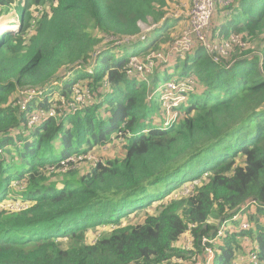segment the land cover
I'll list each match as a JSON object with an SVG mask.
<instances>
[{
	"label": "trees",
	"instance_id": "1",
	"mask_svg": "<svg viewBox=\"0 0 264 264\" xmlns=\"http://www.w3.org/2000/svg\"><path fill=\"white\" fill-rule=\"evenodd\" d=\"M167 1L0 0V31L19 19L17 31L0 33V264H194L218 228L211 218H231L251 199L259 205L243 214L252 227L228 230L213 264H233L247 239L264 264V0H231L230 14L210 29L212 41L237 34L247 47L234 45L216 62L199 43L176 59L179 77L194 74L197 84L166 128L151 94L167 66L149 82L131 78L122 71L131 55L118 49L126 45L106 38L138 35V22L151 17L164 33L134 54L168 47L175 8ZM108 52L121 55L113 61ZM106 79L112 92L101 104L63 108L34 127L13 106L18 87H44L48 96L33 106L50 108L61 96L71 102L78 82L102 94ZM121 130L119 149L113 144L102 162L77 159ZM195 180L193 193L182 194ZM9 200L28 207L1 206ZM187 232L192 249L180 245Z\"/></svg>",
	"mask_w": 264,
	"mask_h": 264
},
{
	"label": "built area",
	"instance_id": "2",
	"mask_svg": "<svg viewBox=\"0 0 264 264\" xmlns=\"http://www.w3.org/2000/svg\"><path fill=\"white\" fill-rule=\"evenodd\" d=\"M191 7L187 12H177L176 16H185V22L180 32L174 35L172 42L168 47L164 49L151 51L147 55L132 54L127 64L123 68V72L129 77L138 78L142 81H150V78L155 74L159 65L168 66L172 60L183 59L188 53H190L199 43L210 52L213 56V60L218 62L221 57L228 56L229 51L234 45L241 47H247L248 44L243 42L241 37L237 34H231L228 40L224 41H212L210 36V29L212 18L219 5L226 8L231 4V0H190ZM185 6V5H181ZM187 14V15H186ZM230 11L226 10L225 15H229ZM149 20V19H148ZM148 22V21H147ZM139 21L138 25L141 29L138 35H129L123 38L111 36L107 37L106 41L114 43L116 45L132 46L140 41L146 40L152 30H156L159 24L155 22ZM102 49L97 50L90 63L84 66L85 70L89 73H93V69L96 65L97 58ZM83 61L79 63L74 69H79ZM74 70L67 71V75L73 73ZM196 76L194 74L180 78L174 77L161 83L152 92L151 97L158 96L161 101L162 108L165 112V127H170L179 117L178 108L187 100L188 96L196 89ZM103 93L97 95L95 92L84 84L78 82L73 88V99L71 102H67L64 97L61 96V102L58 105H54L50 108L33 106L34 101H43L48 94L47 89L44 87L25 86L18 87L13 98V106L18 107L23 112H28V126L34 127L51 117H57L59 111L63 108H68L72 113H75L82 109L84 106H95L103 102V100L112 92V84L106 79L103 82ZM124 132L121 130L114 134L111 139L115 140L117 137L122 136ZM96 153H88L80 155L78 160H88L93 163L102 162L103 159H99ZM73 160V158L69 159ZM200 180H195L190 184H185L182 194H191L195 186ZM16 203L22 205H15ZM28 202L24 200H9L8 203H4L1 206L9 208L11 210H21L28 207ZM259 203L256 200H249L244 204L236 214L231 218L225 219L220 222L217 230L210 236L204 237L202 240V253H199L194 259V264H213L218 248L225 233L232 230L250 229L252 224L247 220L244 211L249 207H256ZM189 234H185V240L187 241L184 246L187 249L193 248V243L190 238L186 237ZM249 243V248L245 253L240 254L233 261V264H261L259 258V248L257 243Z\"/></svg>",
	"mask_w": 264,
	"mask_h": 264
},
{
	"label": "rangeland",
	"instance_id": "3",
	"mask_svg": "<svg viewBox=\"0 0 264 264\" xmlns=\"http://www.w3.org/2000/svg\"><path fill=\"white\" fill-rule=\"evenodd\" d=\"M189 1H182L183 3H186L187 5L183 6V9H181L180 11H183V12L185 11V12L188 13V10L191 7V2H189ZM173 14L174 13H171L170 15H173ZM225 18H226V15H225L224 7H222V5H219L217 7V10H216L213 18H212L211 27L215 26L216 24L223 23L224 20H225ZM18 21H19L18 16L17 15H14L13 18L11 19V21H10L11 22V25H9V26H7V25L1 26L2 27V31H0V33L4 32V31H17L18 28H19V26H18V24L16 25V23H18ZM149 22H155V20L153 18L149 17L148 22L147 23H144V24H149ZM163 33H164V30H161V29L160 30H157V31L152 30L146 40L140 41V42H138V43H136V44H134L132 46L119 47L118 49L121 50L123 53H125L127 56H130L133 53L140 52L144 47L147 46L148 43H150L153 40L159 38ZM120 55H121L120 52H116L115 54L114 53H110V52L107 53V56L111 57L113 61L117 60L116 58H118ZM175 62H176L175 60H172L169 63V65L167 66V71L164 72L163 75H162L161 83H164L167 79L174 78V77H178L182 73V71H183L182 66H179L178 68H176ZM98 66H99V68L102 67V60H101V58L98 61ZM62 78H64V77H61V79H59L58 81H54L55 90H56V93L55 94H57V95H58V93L60 92V90L62 88V86H61V84H62ZM155 97H157V96H155ZM122 137H123V135L117 137L115 140H110L108 143L103 144L102 146H100L96 151L88 152V153H96L97 154L96 156L99 159H103L104 160V158L100 155L101 152L102 151H106L107 153L103 154L106 157L109 156L112 152H116L115 150H111L110 148L114 144L119 149V143L121 142ZM88 153H86V154H88ZM81 163H84V162H81ZM81 163H77V166H79ZM81 165H83V164H81ZM159 187L161 189V192L159 193L158 196L160 197V196L163 195L162 193L164 192L165 187H164V184L163 183H162V185H159ZM17 194H14L13 193V197L14 196L15 197H18ZM17 204L18 203H16L15 205H17ZM18 205H22V204H18ZM138 211L142 212V209H139ZM132 220H134L135 222H137V221L140 220V218L133 217ZM210 222L212 224H216V225H218L220 223L214 217L211 218ZM110 229H111V226L108 227L107 230L106 229H103L101 235L106 234ZM186 237L190 238L189 237V234H187ZM90 238L92 239V238H94V236L93 237L90 236ZM184 238H185V235L183 236V238H182V240L180 242V245H182V244L184 245L187 242Z\"/></svg>",
	"mask_w": 264,
	"mask_h": 264
},
{
	"label": "crops",
	"instance_id": "4",
	"mask_svg": "<svg viewBox=\"0 0 264 264\" xmlns=\"http://www.w3.org/2000/svg\"><path fill=\"white\" fill-rule=\"evenodd\" d=\"M179 1V2H178ZM182 1H189V0H168L167 1V4H168V6H171V8H175L174 9V14L173 15H167L168 17H166V18H168V26H169V30L171 31V30H173V35H175V34H177L178 32H180L181 31V29H182V27H183V24H184V22H185V18L184 19H181V18H183L184 16H176V15H178V14H176L177 12H182V11H180L181 9H183V6H181V5H187L186 3H183ZM189 2H191V1H189ZM178 3V4H177ZM185 12V11H184ZM174 25H176L175 27H173ZM216 25H218V24H216ZM158 39V38H157ZM157 39H155V40H157ZM165 45V44H164ZM105 153H107L106 151H102L101 152V156L103 157V158H105V155H103V154H105ZM246 243V242H245ZM247 244V243H246ZM249 244V243H248ZM245 253V252H244ZM243 254V253H242Z\"/></svg>",
	"mask_w": 264,
	"mask_h": 264
}]
</instances>
